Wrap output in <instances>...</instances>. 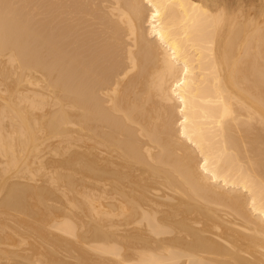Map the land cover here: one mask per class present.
I'll return each instance as SVG.
<instances>
[{"label":"bare ground","instance_id":"6f19581e","mask_svg":"<svg viewBox=\"0 0 264 264\" xmlns=\"http://www.w3.org/2000/svg\"><path fill=\"white\" fill-rule=\"evenodd\" d=\"M0 264H264V0H0Z\"/></svg>","mask_w":264,"mask_h":264}]
</instances>
